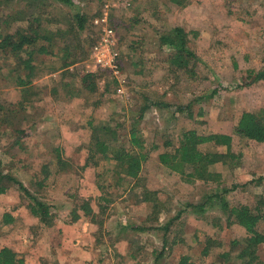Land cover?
Instances as JSON below:
<instances>
[{"label":"rangeland","instance_id":"374dc122","mask_svg":"<svg viewBox=\"0 0 264 264\" xmlns=\"http://www.w3.org/2000/svg\"><path fill=\"white\" fill-rule=\"evenodd\" d=\"M70 1L64 5L56 0H0L1 36L10 34L16 41L20 32H31L33 16L48 20L45 29L54 35L26 45L24 51L9 47L0 51L3 172L13 174L48 203L54 218L70 219V211L83 199L118 212L107 217L103 229L114 225L131 241L126 254L112 252V264H177L184 254L194 264H242L233 258L225 262L219 255L232 240L243 242L242 228L225 225L226 214L218 202L205 203L201 209L197 205L216 192L229 205L250 208L264 196V180L258 179L264 176V143L231 134L242 111L264 114V79L242 84L264 67V0ZM180 4H188L185 13L177 11L183 8ZM74 13L83 16V27L75 23ZM102 13L117 38L116 77L94 68L88 58L98 32L93 20ZM175 25L187 31L188 47L195 53L187 65L192 73L170 64L169 50L160 44V35ZM40 45L45 53L38 52ZM28 49L32 71L25 77L22 61ZM86 74L93 90L80 82ZM145 104L150 106L140 113ZM88 121L108 125L118 136L135 125L148 154L135 189L128 188L131 179L129 185L119 181L114 168L88 151ZM189 128L231 136L229 149L236 159L228 168L217 167L218 181L189 180L158 163L159 152L171 151L163 141L175 143L179 132ZM55 148L61 164L55 160ZM201 149L226 150L211 143ZM44 171L45 185L37 186ZM144 187L155 191L160 203L155 221L147 219L148 203L136 201ZM21 193L12 183L0 194V215L27 211L28 200ZM207 237L218 239L221 246L213 245L208 255H202ZM258 249L257 263L264 264V244Z\"/></svg>","mask_w":264,"mask_h":264},{"label":"trees","instance_id":"16d2710c","mask_svg":"<svg viewBox=\"0 0 264 264\" xmlns=\"http://www.w3.org/2000/svg\"><path fill=\"white\" fill-rule=\"evenodd\" d=\"M64 5H70V0H56ZM177 3L178 0H171ZM73 19L75 23L81 28L83 27V16L79 13H74ZM47 21H40L37 17L30 18V24L33 28L26 33H19L16 41L11 40V35H0V51H6L5 48L9 47L11 51L17 52L25 50V46L31 45L37 40H51L54 36L52 33H48L45 29ZM98 34V32H97ZM160 44L168 48L167 60L175 66V68H181L185 71L192 73L187 69L189 59L194 58L195 53L188 47V34L182 26H175L170 28L169 32L159 37ZM38 52L45 53L46 48L43 45L38 47ZM26 58L22 61V66L26 70L25 77L30 76L32 71L30 49L26 50ZM118 62V58H117ZM86 75L80 77L81 84L87 90H93V84L87 81ZM264 79V67L255 72L250 73L247 81L242 84L249 85L255 81ZM16 82L24 84L19 78H16ZM161 106H169L168 103H152ZM150 105H143L140 109V113L146 110ZM178 110H184L182 107H177ZM90 124V142L88 145V151L94 152L103 160H105L110 168H114L119 175V181H133L127 182L128 188L135 189L140 181V175L142 168L148 158L147 150L143 145V141L137 135L135 125H131L127 129V133L124 136H118L114 128L108 127V125H93ZM202 123V122H201ZM231 134L235 137L249 139L255 142L264 143V114L254 111H242L239 115L237 122L234 124L231 130ZM231 136L225 133H212V132H198L195 128L183 129L179 132L177 141L175 143L164 140L163 146L167 147L171 145V151H161L157 154L158 163L168 168L170 172L177 173L181 176H186L191 179H199L203 182L218 181L221 174L217 170L221 168H228L232 164L236 156L229 149V143ZM18 143V141H17ZM211 143L213 145H224L226 150L223 152L216 150H202L201 145ZM55 160L62 163L58 148L54 149ZM89 157V156H88ZM88 164V161L85 163ZM189 170H186V167ZM48 173L44 171V177L41 181H37V186H44L43 182ZM259 180H264L263 177H259ZM16 184L21 194L27 198L28 202L25 205L29 215L36 217L37 221L43 225H49L52 221L53 214L50 210V205L45 203L35 196L27 187L18 180L13 174L4 173L0 166V194L5 193L10 184ZM125 190V188H123ZM127 189V187H126ZM227 189L223 188L222 192H226ZM155 191L144 187L141 195H137L136 201L148 203L150 207V219L151 221L158 215V205L160 203L155 199ZM103 199V198H102ZM205 201L197 205L198 208H203L205 203L218 202L220 208L225 212V225L240 227L243 230L244 238L243 242L232 240L229 242L228 250L219 253L223 260L230 261V259L240 260L242 264H253L258 261V247L264 244V196L257 199L254 207L250 208L245 204L237 206L229 205L226 198L222 193H212L205 197ZM104 202L107 199H103ZM107 204V203H106ZM103 207H98V209ZM76 210L82 212L83 216L90 217V221L93 220L94 213L89 205L87 199H83L80 204L74 206L70 211V220L78 218ZM102 211V210H101ZM103 212V211H102ZM178 213V212H177ZM12 220L10 211L3 212L0 215V226L8 224ZM100 225V224H99ZM136 229H144L142 227H134ZM165 240V239H164ZM221 246V242L218 239L207 237L204 242V246L201 250L202 255H208L211 248L214 246ZM0 264H25L23 257L18 256L15 251L7 246L0 248ZM177 264H194L189 255H181ZM210 264H217L211 262Z\"/></svg>","mask_w":264,"mask_h":264},{"label":"crops","instance_id":"0c3cea01","mask_svg":"<svg viewBox=\"0 0 264 264\" xmlns=\"http://www.w3.org/2000/svg\"><path fill=\"white\" fill-rule=\"evenodd\" d=\"M187 5H178L183 8L177 11L185 13ZM89 205L95 222L76 210L78 218L73 221L53 217L49 225H43L26 210L24 213L12 211V220L0 227V248H11L23 257L25 264H112V252L126 254L131 239L127 234L123 236L120 229L115 230L114 225L105 231L107 217H115L118 212H107V207L96 200H89Z\"/></svg>","mask_w":264,"mask_h":264},{"label":"built area","instance_id":"2783aa9c","mask_svg":"<svg viewBox=\"0 0 264 264\" xmlns=\"http://www.w3.org/2000/svg\"><path fill=\"white\" fill-rule=\"evenodd\" d=\"M93 22L98 25V34L95 42L90 48L89 60L102 70H107L115 77L119 74L117 58L119 51L117 48V38L112 27L106 20V14L96 16Z\"/></svg>","mask_w":264,"mask_h":264}]
</instances>
